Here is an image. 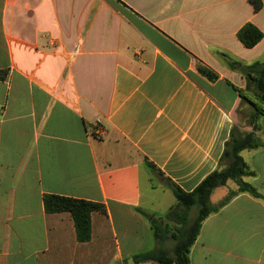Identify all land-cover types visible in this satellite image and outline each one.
Listing matches in <instances>:
<instances>
[{"label": "crops", "instance_id": "0c3cea01", "mask_svg": "<svg viewBox=\"0 0 264 264\" xmlns=\"http://www.w3.org/2000/svg\"><path fill=\"white\" fill-rule=\"evenodd\" d=\"M119 1L0 0V264H157L135 258L156 247L151 220L177 203L165 207L164 181L192 192L232 128L252 132L264 110L224 58L259 61L264 38L247 49L237 35L264 33V0L258 13L249 0ZM254 125L264 139V115ZM242 156L263 198L241 194L207 218L191 264H264V146ZM46 195L107 214L93 212L79 242Z\"/></svg>", "mask_w": 264, "mask_h": 264}, {"label": "trees", "instance_id": "16d2710c", "mask_svg": "<svg viewBox=\"0 0 264 264\" xmlns=\"http://www.w3.org/2000/svg\"><path fill=\"white\" fill-rule=\"evenodd\" d=\"M116 4L124 6L119 0ZM253 11L258 13L263 7L262 0H249ZM238 39L247 49L256 47L264 38V33L253 24L245 25L238 32ZM228 65L232 69L242 72L248 84L253 81L260 92V98L264 100V63L257 61L245 67L237 62L230 61L224 56ZM199 72L214 80L216 75L207 71L203 67L198 68ZM264 115L259 109L251 116L252 132H243L237 127H233L230 138L226 143L225 150L220 159L218 168L207 176L192 192H185L171 180L166 179L165 185L171 190L177 203L162 218L175 227L170 232V225H164L162 218H153L151 225L154 230L156 247L145 253L139 254L135 258L137 263L157 264H191L190 253L198 236L200 235L203 223L211 215L218 213L221 208L226 206L235 197L241 194H248L255 198H263V194L246 179L256 176L248 162L242 156L245 151L260 149L264 146V139L257 135V126L254 125L256 118ZM155 168L154 165H150ZM232 182L234 188L229 190L228 195L218 205L211 203L214 192L222 187H228ZM44 206L48 213L68 212L72 215L77 240L88 242L92 237L91 215L93 212L107 214L106 206L100 203L63 197L58 195H46ZM197 208V214L191 218V211ZM167 241H173L174 246L171 250L164 247Z\"/></svg>", "mask_w": 264, "mask_h": 264}, {"label": "rangeland", "instance_id": "374dc122", "mask_svg": "<svg viewBox=\"0 0 264 264\" xmlns=\"http://www.w3.org/2000/svg\"><path fill=\"white\" fill-rule=\"evenodd\" d=\"M260 62H262V63H264V53L259 57V59H258ZM259 110H260V112L261 113H263L264 112V110L261 108V107H259ZM157 175V174H156ZM158 177V178H157ZM157 177H155L154 178V182L155 183H157L158 185L160 184L161 185V183H159V179H161V177H159L158 175H157ZM164 184H165V181H164ZM166 186V185H165ZM167 187V186H166ZM234 188V185H233V183L232 182H229V184H228V187H223V188H220V189H218V190H216V192L212 195V197H211V203L213 204V205H218L219 203H221L222 201H223V194H224V192H225V189H228V188ZM166 191H167V194L165 195V207H167L170 203H171V201H173L174 203L176 202V200H175V197L173 196V194H172V192L169 190V189H167L166 188ZM229 192V191H228ZM164 196V194H162V195H159V197H160V199L162 198ZM164 208V207H163ZM196 214H197V208H194L192 211H191V218H193V217H195L196 216ZM162 222L164 223V225L165 224H169L170 225V232H172L173 231V228L175 227V225L173 224V223H169V221L168 220H166L165 218H162ZM171 243V242H170ZM170 247H172V246H170ZM154 248H155V246H154ZM172 249V248H171ZM170 249V250H171Z\"/></svg>", "mask_w": 264, "mask_h": 264}, {"label": "built area", "instance_id": "2783aa9c", "mask_svg": "<svg viewBox=\"0 0 264 264\" xmlns=\"http://www.w3.org/2000/svg\"><path fill=\"white\" fill-rule=\"evenodd\" d=\"M97 124H100V120L97 121Z\"/></svg>", "mask_w": 264, "mask_h": 264}, {"label": "water", "instance_id": "95a60500", "mask_svg": "<svg viewBox=\"0 0 264 264\" xmlns=\"http://www.w3.org/2000/svg\"><path fill=\"white\" fill-rule=\"evenodd\" d=\"M117 264H122L121 262H118Z\"/></svg>", "mask_w": 264, "mask_h": 264}]
</instances>
